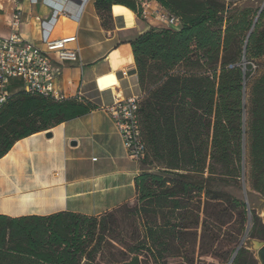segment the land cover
Segmentation results:
<instances>
[{"label": "trees", "instance_id": "1", "mask_svg": "<svg viewBox=\"0 0 264 264\" xmlns=\"http://www.w3.org/2000/svg\"><path fill=\"white\" fill-rule=\"evenodd\" d=\"M143 2H156L179 19V27H153L128 42L142 96L141 164L150 167L134 179L135 205H122L138 238L117 240L103 215H0V264H171L174 258L193 264L181 237L199 239L203 256L209 249L202 241L218 240L234 214L251 228L245 229L248 240L233 249L231 264H257L247 242L264 241V223L241 196L252 192L264 200V72L257 73L264 68V10L253 15L238 0L228 7L220 0H94L101 17L122 6L140 18ZM235 40L240 46L230 53ZM200 61L211 71L175 70ZM10 91L0 106V159L17 141L87 113L73 100L27 94L19 81ZM194 198L196 221L182 224Z\"/></svg>", "mask_w": 264, "mask_h": 264}, {"label": "crops", "instance_id": "2", "mask_svg": "<svg viewBox=\"0 0 264 264\" xmlns=\"http://www.w3.org/2000/svg\"><path fill=\"white\" fill-rule=\"evenodd\" d=\"M14 8L21 13L18 29L9 26ZM35 16L48 20L51 9L41 0H0V38L18 34L43 49ZM128 16L126 9L115 6L101 17L94 0H88L78 23L64 15L56 18L50 39L76 37L73 46L80 52L76 62L55 64V86L65 100L82 105L87 113L17 141L0 159V215L100 217L122 205H135L134 179L143 168L140 161L128 158L104 107L116 96L140 94L128 42L163 24L158 18L134 15V26L126 27L123 20ZM115 82L114 92L100 90L99 83ZM46 133L51 138H45Z\"/></svg>", "mask_w": 264, "mask_h": 264}, {"label": "built area", "instance_id": "3", "mask_svg": "<svg viewBox=\"0 0 264 264\" xmlns=\"http://www.w3.org/2000/svg\"><path fill=\"white\" fill-rule=\"evenodd\" d=\"M87 1L41 0L43 5L51 9L48 20L34 17V21L41 28L43 49L24 41L18 34L0 38V106L10 98V86L13 81H19L21 89L27 94L42 95L55 101L65 100L55 86L58 74L55 64L76 62L80 51L73 46L76 43V37L51 40L50 33L59 15H64L78 23ZM149 17L158 18L169 28L179 26V19L162 7L159 5L152 7L150 2H143L140 18ZM20 25L21 13L18 8H14L9 26L18 29ZM122 75L126 76V72ZM141 97V94L128 97L116 96L112 98L110 105L104 107L115 124L128 158L133 161H142L146 154L138 114Z\"/></svg>", "mask_w": 264, "mask_h": 264}, {"label": "rangeland", "instance_id": "4", "mask_svg": "<svg viewBox=\"0 0 264 264\" xmlns=\"http://www.w3.org/2000/svg\"><path fill=\"white\" fill-rule=\"evenodd\" d=\"M221 2H224L226 4V7H228V4L231 0H220ZM115 7V6H114ZM113 7V8H114ZM123 9H126L125 7L119 6ZM238 7L243 8L245 11H250L251 14L258 13L259 10H264V0H238ZM112 8V9H113ZM111 9V12H112ZM227 13H229L230 9L226 8ZM127 13L129 14L128 17H125L124 24L126 27L130 25L129 27H133L135 24V16L133 12L126 9ZM141 19V18H139ZM143 20V19H141ZM163 27L169 28L168 26L163 24ZM179 27V26H178ZM178 27L172 28L177 30ZM240 46V42L238 40L232 41L230 44V53H234L238 50V47ZM261 63L264 65V59L260 60ZM203 61H200L198 64H183L177 67L176 71H188L189 73L194 74H201L206 71H211L210 65H204ZM249 62L245 61L244 65H247ZM256 66H252V70H256ZM264 68H261L257 73H263ZM253 74V73H252ZM256 74V73H255ZM249 88L247 87L245 91V103H248L249 100ZM141 94V93H140ZM246 137H245V160L248 156V152L246 150ZM142 162V161H140ZM141 167L143 169L150 168L148 165L141 164ZM249 188L246 186V190ZM233 195L236 197H240V194L238 192H233ZM24 199H27V196L23 197ZM241 199L243 201H247L248 204V210L249 212L253 211L254 214L264 223V200L256 193L249 194L244 197V195L241 196ZM196 198L192 199L189 203V210L186 214V217L184 219H180V222L182 224H193L196 221V212L194 211L196 209ZM26 201V200H25ZM129 207H132L129 205ZM202 211V209H201ZM22 212H25L23 210ZM206 213L210 216L212 213L211 208L206 210ZM105 220L110 223V226L114 232V237H116L117 240H125L127 243H133L136 238H138V232L133 235L134 229H137L136 225L133 224L134 218L129 215V213L126 212L125 206H120L116 209H113L112 211L104 214ZM211 217V216H210ZM201 219H204V215L202 214L200 216ZM247 219V217H245ZM252 219V215H251ZM210 222V220H208ZM212 223V221H211ZM248 226L247 221L243 224L240 223V219L237 217L236 214L232 215L231 218L226 220V224L222 227L218 240L212 242L209 241L207 238H205L203 242V249H209V252L204 254L203 256H199V246L200 241L199 239L194 240L189 235L182 236V240L185 242V250H187V253H189V258L193 259V264H228L231 258V254L233 249L239 244L242 239H245V229ZM251 223L248 228V232L250 231ZM199 230V229H198ZM199 232V231H198ZM248 239H245L244 241H247ZM257 243H264V241H260L257 239H250L249 242H247V250L249 251V254L253 256V258L256 260L257 264L258 261L256 259V253H255V246ZM192 248L195 249L194 253H192ZM109 251V250H108ZM112 251V250H111ZM113 252V251H112ZM107 253V252H106ZM105 253V255H106ZM249 255V256H250ZM248 256V257H249ZM169 262L171 264H178L181 263L182 260L180 258H174L170 259ZM185 264V263H184Z\"/></svg>", "mask_w": 264, "mask_h": 264}, {"label": "water", "instance_id": "5", "mask_svg": "<svg viewBox=\"0 0 264 264\" xmlns=\"http://www.w3.org/2000/svg\"><path fill=\"white\" fill-rule=\"evenodd\" d=\"M259 13H260V11H259ZM259 13H258V15H259ZM258 15H257V17H258ZM257 17H256V19H255L254 22H256ZM248 36H249V34H248ZM244 50H245V46H244ZM244 63L245 62L243 61V65H244ZM45 138H47V139L51 138V133H46L45 134ZM248 228H249V226H248ZM255 253H256V259L258 261V264H264V243H257L256 244V246H255ZM234 256H235V254L233 255V257L231 258V260L229 261L228 264H231L232 263V261L234 259Z\"/></svg>", "mask_w": 264, "mask_h": 264}, {"label": "bare ground", "instance_id": "6", "mask_svg": "<svg viewBox=\"0 0 264 264\" xmlns=\"http://www.w3.org/2000/svg\"><path fill=\"white\" fill-rule=\"evenodd\" d=\"M100 84V90H106V89H111V91H113L112 89L115 88V86L118 85L117 82H115L113 85L109 84V83H99ZM114 92V91H113ZM112 92V93H113ZM115 94V93H114ZM113 94V95H114ZM101 97V96H100ZM113 97V96H112Z\"/></svg>", "mask_w": 264, "mask_h": 264}]
</instances>
